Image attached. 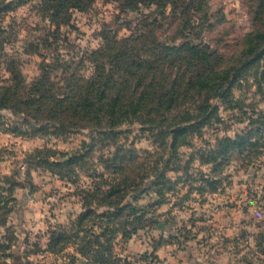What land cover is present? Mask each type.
<instances>
[{"label":"rangeland","instance_id":"obj_1","mask_svg":"<svg viewBox=\"0 0 264 264\" xmlns=\"http://www.w3.org/2000/svg\"><path fill=\"white\" fill-rule=\"evenodd\" d=\"M7 1L16 7L3 21L11 33L4 45L28 83L39 78L43 63L30 44L41 45L47 59L62 55L79 77L93 73V51L113 45L112 55L129 58L114 59L117 75L127 60L164 59L163 72L154 81L157 90L176 89L173 83L183 74V62L200 61L186 54L188 46L207 49L216 69L240 66L247 57L245 38L255 28L257 6V0H176L174 6L137 3L132 9L125 0H93L88 8L73 10L58 33L48 35L55 26L37 14L36 1ZM46 36L47 45L42 41ZM4 67L1 77L8 78ZM116 88L122 93L134 89L126 88L121 77ZM254 91L236 84L228 98L211 93L207 100L206 92L196 91L169 114L156 117L159 126L131 116L114 128L104 122L61 130L56 124L34 126L31 118L0 111V185L6 186L5 176L16 183L13 212L3 222L0 218V243L9 245L0 264H69L73 248L53 254L48 248L51 232L85 212L81 188L93 191L117 179L131 184L124 204L135 205L133 217L141 218L131 239L125 241L119 233L113 240L114 253L122 259L118 264H264V155L253 165L238 156L222 159L223 165L220 157L211 158L219 141L246 128L231 118L229 99H243ZM205 100L209 109L217 107L205 125L178 130L176 137L165 134L183 125L182 115ZM159 107L163 111L165 106L145 102L132 107L124 102L118 110L145 113ZM100 130L109 137H101ZM48 151L50 163L77 162L63 168L49 165L39 158ZM116 158V164L108 162ZM97 205L94 208L104 211Z\"/></svg>","mask_w":264,"mask_h":264},{"label":"trees","instance_id":"obj_2","mask_svg":"<svg viewBox=\"0 0 264 264\" xmlns=\"http://www.w3.org/2000/svg\"><path fill=\"white\" fill-rule=\"evenodd\" d=\"M36 1V11L43 19L55 26V30L48 29V35L58 33L62 25L69 22L70 14L76 9H86L93 0H29ZM130 8L134 4H154L157 7L174 6L176 0H125ZM22 2V0L20 1ZM16 2L0 0V111L9 110L15 114H21L34 120V126L41 125L43 121L58 125L59 129L67 130L104 122L110 127H115L129 117H143L152 126L156 125V117L169 114L170 111L182 104L184 99L190 98V94L206 92L226 99L230 96L232 87L236 84L240 87H255V91L245 95L243 99L228 101L231 107L232 119L246 123V128L237 133L234 138H226L219 141L217 149L211 151V158L215 161L222 159H237V156L247 165H253L260 161L264 155V0H257L254 12L255 28L245 38L244 55L246 59L240 66H217L212 61V54L207 49H197L188 46L186 51L190 58L194 54L200 61L194 64L190 59L183 62L182 75L176 89L154 86L157 74L163 71L164 59L157 58L149 63L146 57L141 62L125 64L124 71L117 75L119 65L114 62L119 56L112 55L113 45L93 51L89 60L93 64V73L87 76L76 75L72 70L73 65L62 55L58 54L53 59L45 58L40 46L30 44V50L43 57L41 75L33 82L28 83L18 67V63L6 51L5 43L9 42L10 31L4 26L3 21L11 10L16 7ZM135 8V9H136ZM55 39V37H54ZM49 42L48 37L42 40ZM180 51V50H176ZM121 58L129 59L123 54ZM166 57V56H165ZM119 58V59H121ZM105 59H107L105 61ZM5 66L8 78L1 77V71ZM194 68V72L191 69ZM253 72V73H252ZM250 74L252 79H250ZM151 79L148 81V78ZM123 78L126 88H134L132 91H117V78ZM178 82V83H177ZM136 88V92H135ZM183 99V100H182ZM205 100V101H206ZM196 106L194 111H187L182 116V124L166 129L165 134L176 137L178 130L182 133L189 129H197L206 124L216 113L217 107L209 109L206 102ZM226 101V100H225ZM137 107L145 102L161 104L157 110H148L142 113L137 109L120 111L118 107L123 103ZM161 122H164L163 120ZM29 123V122H27ZM46 127L41 129L44 132ZM108 131H99L101 137H109ZM100 138H98L99 140ZM95 142L96 139L93 138ZM124 150V149H123ZM39 157L44 163L58 168L73 165L76 159L63 163H50L48 158ZM41 155L43 152L39 151ZM36 160V159H35ZM119 159H110L108 162L116 164ZM226 164V163H224ZM223 165V164H222ZM6 186L0 185V218L2 222L13 212L15 181L10 176L2 177ZM150 184L146 190L150 189ZM126 179H117L108 183L105 181L96 190L81 188L80 196L86 208L85 212L71 219L67 225L57 226L50 235L49 251L55 255H64L67 249L73 248L68 253L69 264H118L122 259L114 253L113 240L121 233L122 239H131L138 230L140 216L134 218L138 209L131 203L124 204L125 198L131 189ZM135 189V187H134ZM142 191L144 189H141ZM141 190H138L141 192ZM137 197V192H134ZM135 197V198H136ZM98 202V203H96ZM86 204V205H85ZM93 204H99L104 209L100 212ZM3 224V223H2ZM11 240L10 237L6 240ZM9 245L0 243V261L5 259Z\"/></svg>","mask_w":264,"mask_h":264}]
</instances>
